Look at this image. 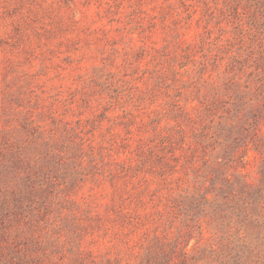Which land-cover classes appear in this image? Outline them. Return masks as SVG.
Returning <instances> with one entry per match:
<instances>
[{
  "label": "rangeland",
  "instance_id": "1",
  "mask_svg": "<svg viewBox=\"0 0 264 264\" xmlns=\"http://www.w3.org/2000/svg\"><path fill=\"white\" fill-rule=\"evenodd\" d=\"M0 264H264V0H0Z\"/></svg>",
  "mask_w": 264,
  "mask_h": 264
}]
</instances>
